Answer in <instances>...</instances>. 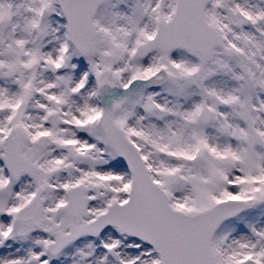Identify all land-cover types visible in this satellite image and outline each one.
I'll return each mask as SVG.
<instances>
[{"label": "snow or ice", "instance_id": "obj_1", "mask_svg": "<svg viewBox=\"0 0 264 264\" xmlns=\"http://www.w3.org/2000/svg\"><path fill=\"white\" fill-rule=\"evenodd\" d=\"M0 264H264V0H0Z\"/></svg>", "mask_w": 264, "mask_h": 264}]
</instances>
